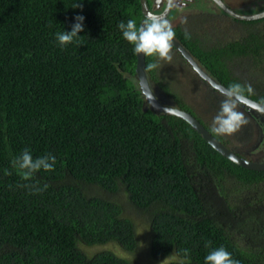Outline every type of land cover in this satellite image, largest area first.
Masks as SVG:
<instances>
[{
	"label": "trees",
	"instance_id": "trees-1",
	"mask_svg": "<svg viewBox=\"0 0 264 264\" xmlns=\"http://www.w3.org/2000/svg\"><path fill=\"white\" fill-rule=\"evenodd\" d=\"M77 16L81 37L62 47L56 34ZM129 19L142 22L140 0H0V264H136L83 246L134 252L137 218L149 225L157 260L205 264L224 247L239 264H264V171L238 166L184 120L148 108L127 76H136L137 54L118 25ZM229 19L263 27L214 47L181 28L175 36L219 82L239 83L264 104V83L231 69L242 58L264 68V19ZM147 73L194 115L155 68ZM24 149L34 159L54 155L55 170L21 180L11 161ZM36 182L47 189L21 186Z\"/></svg>",
	"mask_w": 264,
	"mask_h": 264
},
{
	"label": "rangeland",
	"instance_id": "rangeland-1",
	"mask_svg": "<svg viewBox=\"0 0 264 264\" xmlns=\"http://www.w3.org/2000/svg\"><path fill=\"white\" fill-rule=\"evenodd\" d=\"M223 1L232 9L243 13L253 11L257 12L264 8V0ZM206 4L207 3L203 1L202 5L204 7ZM235 6L245 8L240 9ZM210 11L211 12L209 13L199 14L195 17L193 16L194 19L185 24L186 29L194 34L195 37L201 39V41L208 47H214L227 42L242 39L250 32L255 31L257 28L263 27V24L245 26L235 23L224 17L220 11ZM175 15H177V9L174 17H176ZM170 54L172 55L171 62L159 60L156 57L155 64H157V67L155 68V71L160 82L166 84L181 103L192 106L194 109V116L212 132L213 118L220 110V108H216L213 103L218 101L219 104H221V101L225 97L218 92H215L198 75H196L191 67L180 58L178 53L172 50ZM252 61L253 60L251 59H238L237 61L232 62L231 69L237 75H242L245 80H251V82H256L255 80H257V82L264 83L263 65L261 68L253 69ZM127 76L133 79L134 83L138 86L137 79L135 77H131L130 75ZM157 87L158 91H160V87L158 85ZM211 99L213 100V103L209 102ZM172 100L173 99H171V101ZM237 110L243 113L244 118L247 121L246 124H243L237 132L231 135H218L213 132L212 133L220 139L224 138L230 147H232L235 151H237L236 149H238V151L240 150V152H242L246 157L256 161L263 159L264 124L260 122V124H262L260 125L258 124V121H256L257 123H253V121L247 116V113H244L245 109L239 104H237ZM243 130L247 131V135L249 137H244L245 132H243ZM136 222L138 226V247L134 252L125 251L116 243H109L94 247L83 246V250L89 256H93L103 251H111L121 258L130 260L134 263L136 262V264H169L178 260L176 255H171L164 260H157L153 258L150 250L151 234L149 232V225L146 220L142 218H137Z\"/></svg>",
	"mask_w": 264,
	"mask_h": 264
},
{
	"label": "clouds",
	"instance_id": "clouds-1",
	"mask_svg": "<svg viewBox=\"0 0 264 264\" xmlns=\"http://www.w3.org/2000/svg\"><path fill=\"white\" fill-rule=\"evenodd\" d=\"M75 7H80V5L77 4ZM84 19L83 16L75 17L76 23L72 25L70 32L64 31L56 34V38L62 47L73 43L77 38L81 37L79 33L84 30ZM118 27L122 31L123 38L133 45L135 54H144L145 57L155 56L159 60L171 62L172 55L170 53L176 33L167 19H162L155 14H149L139 25L135 19H129L127 23L120 22ZM185 38H190L188 33H185ZM156 67L157 64L155 63H148L146 66L148 70ZM135 78L137 79L136 76ZM154 89L157 93H160L157 88ZM248 90L251 91L250 86ZM242 92L243 87L239 83H234L228 89L222 91L221 94L225 98L221 101L219 112L213 118V133L231 135L237 132L243 124L247 123L243 113L237 110V100L241 97ZM11 164L21 180L32 181L34 176L41 170L53 172L55 170L56 157L47 154L34 159L30 150L24 149L19 156L12 159ZM5 175H11V172L5 169ZM21 186H26L36 193L42 192L48 187V185H44L43 188H40L38 182ZM206 246H210V242ZM184 254L188 256L189 250H184ZM205 264H239V262L234 260L231 257V253L224 247H219L211 250L206 255Z\"/></svg>",
	"mask_w": 264,
	"mask_h": 264
},
{
	"label": "water",
	"instance_id": "water-1",
	"mask_svg": "<svg viewBox=\"0 0 264 264\" xmlns=\"http://www.w3.org/2000/svg\"><path fill=\"white\" fill-rule=\"evenodd\" d=\"M172 1L167 0V5L161 14H156L151 11L147 0H140L143 19L149 14H155L162 19H165L170 14L172 9ZM223 13L238 20V21H258L264 19V8L257 12H239L229 7L223 0H211ZM161 0L155 1L154 5H160ZM143 21V20H142ZM173 47L180 53V55L187 61L195 73L212 89L219 94L224 89H228L216 78H214L194 57L184 44L174 38ZM136 77L138 81V87L143 96L145 102L148 104V108L155 112L157 115H171L178 117L188 123L198 134H200L204 140H206L217 152L222 156L234 162L238 166L246 168L252 171H264V158L261 160H252L241 153L231 150L217 137H215L194 115L176 107L169 99L163 97L157 93L153 87L152 82L149 79L146 69V59L144 54H137L136 63ZM222 95V94H221ZM223 96V95H222ZM237 104L242 105L243 108L249 110L254 118H257L262 124H264V104L256 100L249 98L248 96L241 95L237 100Z\"/></svg>",
	"mask_w": 264,
	"mask_h": 264
},
{
	"label": "flooded vegetation",
	"instance_id": "flooded-vegetation-1",
	"mask_svg": "<svg viewBox=\"0 0 264 264\" xmlns=\"http://www.w3.org/2000/svg\"><path fill=\"white\" fill-rule=\"evenodd\" d=\"M147 1H148V4L150 6L151 11H153L156 14H161L164 11V9H165V7L167 5V0H161L160 5H157V4L154 5L155 1H159V0H147ZM203 1H205L207 3L205 7L202 5ZM235 7H237V6H235ZM237 8L243 9L245 7H242V8L241 7H237ZM176 9H177V15H175L176 17H174V14L176 13ZM210 10H212V11H220V13L224 17H226L228 19L230 17V16L226 15L225 13H223L211 0H173L172 1L171 12H170V14H168V16H166L165 19H167L172 24L173 29L181 28L183 30L188 31L186 29V26H185L186 23H188L190 20L194 19V17L196 15L203 14V13H209V12H211ZM230 18H232V17H230ZM176 52H178V51L176 50ZM178 55L181 56L179 52H178ZM180 58L187 63V61L182 56ZM215 92H217V91H215ZM240 106H242V105H240ZM244 109H245L244 113L245 112L247 113V116L253 121V123H257L256 121H258V124H260V121L257 118L255 119L252 116V114L249 112L248 109H246V108H244ZM260 125H262V124H260ZM243 132H245V136H244L245 138L249 137L247 135V131L246 130H243ZM236 150H237L236 152L241 153L243 156H245L242 152H240V150L239 151H238V149H236Z\"/></svg>",
	"mask_w": 264,
	"mask_h": 264
}]
</instances>
